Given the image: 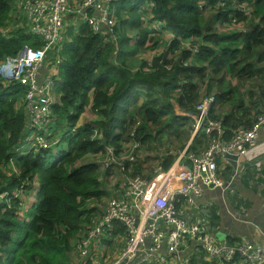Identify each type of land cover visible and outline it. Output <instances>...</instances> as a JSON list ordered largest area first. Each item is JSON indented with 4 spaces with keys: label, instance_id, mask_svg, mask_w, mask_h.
Segmentation results:
<instances>
[{
    "label": "trees",
    "instance_id": "16d2710c",
    "mask_svg": "<svg viewBox=\"0 0 264 264\" xmlns=\"http://www.w3.org/2000/svg\"><path fill=\"white\" fill-rule=\"evenodd\" d=\"M13 1L0 0V30L25 20ZM151 3L148 7L145 0H112L110 9L116 21L112 37L106 32L95 34L76 15L65 16L73 18V26L76 19L81 22L73 34L64 21V62L52 114L53 131L66 134V149L55 160L32 151L18 155L16 149L23 143L28 122L25 88L0 78V192L13 196L22 182L26 192L37 191L36 201L23 216L18 199L0 205V264H70L72 241L97 214V208L89 204L100 203L105 195L96 167L77 165L87 155L103 150L90 140L94 126L107 146L145 143L163 131L179 132L175 107L194 113L195 107L210 96L220 106L230 101L231 105L243 104V94L238 87L231 89L230 81L246 82L264 72V0ZM242 6L253 9L251 16ZM88 13L92 15L93 10L88 9ZM157 22L163 24L162 29L151 31ZM168 30L173 38L165 47L161 34ZM25 46L36 49L43 43L27 34L25 27L14 29L7 37L0 33V63L16 58ZM147 51L150 60L143 57ZM88 107L97 115L95 125H84L70 135ZM261 114L249 124H244L245 114H238L239 121L220 119L224 140L230 141L238 129H250ZM216 115L210 112L209 120L218 121ZM234 122L232 134L228 128ZM198 134L194 149L208 139L204 131ZM12 166L19 169L16 176L3 171V167L11 171ZM243 169L247 177L251 174L249 181L264 191L262 175L250 173L246 166ZM134 173H139L138 167ZM221 177L229 179L223 172ZM235 207L245 211L244 204ZM215 210L213 207L206 215L209 230L216 227ZM118 232L123 230L119 227Z\"/></svg>",
    "mask_w": 264,
    "mask_h": 264
},
{
    "label": "built area",
    "instance_id": "2783aa9c",
    "mask_svg": "<svg viewBox=\"0 0 264 264\" xmlns=\"http://www.w3.org/2000/svg\"><path fill=\"white\" fill-rule=\"evenodd\" d=\"M111 1H13L15 9L25 16L27 34L43 43L36 49L25 46L16 58H7L0 63V78L9 85L17 84L25 88L24 104L28 122L23 142H27L29 148L26 152L22 151V147L17 148L18 154L25 155L31 151L44 153L56 149L66 136L53 131L55 120L52 114L56 84L60 81L59 69L64 62L65 16L76 15L95 34L106 32L112 37L116 21L114 10L110 9ZM145 1L148 7L152 6L151 0ZM88 9L93 10L92 15ZM162 25L157 22L150 30H161ZM214 106L215 98L210 96L195 107L194 113L181 111L185 118L194 119L193 138L200 131L207 135L213 132L222 134L221 122L209 120ZM263 127L264 110L250 129H238L230 141L216 137L197 154H190L185 149L169 169L159 167L151 180H144L134 174L136 142H129L132 143L130 151H117L105 145L99 128L94 126L90 140L103 146V150L91 154L89 163L96 167L109 200L101 218L92 219L83 228L85 240L81 239L78 244L82 257L86 258L88 249L95 241H101L113 233L117 224L123 229L124 245L116 264H190L184 260L185 251L189 248L195 253L200 249L205 253L206 261L213 264H264V242L232 244L218 240L206 227L207 214L202 213L204 217L197 221H193L194 216H189L204 192L220 191L223 195L229 189L242 169L241 163L254 149L257 134ZM77 128V125L73 127L69 134L75 133ZM27 134L30 136L26 137ZM225 155L237 158L236 170L229 181L221 177L218 166ZM186 161H189V165L184 164ZM252 164L257 168L255 172L261 175L262 164L258 161ZM23 186L13 196L5 191L0 192V205H8L12 199H19L24 191ZM185 215L186 219L183 218Z\"/></svg>",
    "mask_w": 264,
    "mask_h": 264
},
{
    "label": "crops",
    "instance_id": "0c3cea01",
    "mask_svg": "<svg viewBox=\"0 0 264 264\" xmlns=\"http://www.w3.org/2000/svg\"><path fill=\"white\" fill-rule=\"evenodd\" d=\"M78 1H80V0H73V1L70 0V2H72V3L78 2ZM242 8L248 12L249 16H251V14L253 13V9H251V7L247 10H246L245 6H242ZM234 26L235 25H233V27ZM164 34H169V37L173 38V34L170 33L169 31H165ZM162 41H166L165 37ZM261 66L264 68V63H262ZM230 82L232 85L231 89L238 87L241 91V94H243V96H244V97H242L243 98V104L231 105V103H233V102L230 101L228 105L220 106V104L216 102L214 109L211 112L215 111V114H217L216 115L217 118H219V120H218L219 122H221L220 119H223V120L224 119H232L235 121H239L240 116L238 114H245L246 117L244 119V124L252 123L255 116L258 113H261V111L263 112V110H264V72H262L259 76L258 75L254 76L253 78H251L250 80H248L246 82L239 83L235 79L230 81ZM214 94H215V92H214ZM181 111L182 110L179 107H175V109H174V114L176 115V117H178V119H179L178 121L180 122V126L183 127V125H185L187 123V124H192V126L194 128V119L191 117L185 118L182 115ZM80 119L85 120V125H90V124L95 125V121L97 120V115L92 112L90 107H88L85 110L83 116H81L79 118V121H80ZM184 120H186V121H184ZM234 125H235V122L231 123L229 128L227 127L228 130H231L232 134L234 133L233 130L235 129ZM82 126H84V125H82ZM198 135H196L194 138L191 136V138L189 140H187V138H188L187 136L183 135L184 138L181 139V141H180V144H182V146H180V147L182 148V147H184V145H185V147H184V149L179 148L178 151L176 149L173 150V146H171L170 144L168 146H166L165 140H163L162 142L154 143L153 139L157 140V138L147 139L146 143L147 142H149V143L147 144L146 147L142 146L141 143H136L138 145V147L136 150V160L137 161H136L135 165H136V167H138L139 173L138 174L134 173V174L141 177L144 180H151L154 177L155 171L157 170V168L161 167L162 169H165V170L169 169L175 163V161L178 159L177 157L179 155H181L185 149H188L187 151L190 154H197V153L203 151L214 138L217 137V138L224 140V130L222 131L221 135H218L217 132H213V133L208 134V135L205 133V136L207 135V137H208L205 144L201 145L200 148L195 147V149H194L193 141ZM152 137H155V136H152ZM146 143H144V145ZM149 144H152L151 146L153 148L151 150L150 149L148 150ZM131 146H132V143H129V142L126 143L124 146L125 150L130 151L132 148ZM190 147H192L193 149L190 150ZM115 149H117V148H115ZM117 151H118V149H117ZM85 158H83L82 160H79L77 162V165L80 166L83 163H89L88 161L84 162ZM253 161H258L262 164L263 173H264V127L257 134L254 149H252L250 151V153L248 154L246 159L241 163V165L243 167H245V166L247 167V171L254 174L256 172L252 166ZM89 164H91V163H89ZM184 164L189 165V161H186ZM140 165H142V170L139 167ZM148 165L149 166L151 165V172L150 173L143 170V169H146ZM219 169L221 172H223L226 169L231 170V172L234 171L231 169L230 165L224 160L219 162ZM229 176H230V174H229ZM250 177H251V174L249 177L243 178V179H246L248 181L242 182V184H244V186L238 188L240 190L241 196L245 198V203H244L245 211H242V210L237 209L235 207V210L238 211V213H237L238 216H241L244 219H248L249 221H247V220L244 221L242 219L237 218L236 217L237 214L234 215V218L233 217H227L226 214H224V211H220L219 206H218V200H220L223 197V195H221L220 191H206V192H204L203 195L200 197V199L197 201L195 208L189 213V216L192 217L195 214L202 216V213L208 214L209 210H211L213 207H216V210H215L216 213L214 215V216H216V219H214L216 227H215V229H210V230L208 229L210 234H213L218 240H221V241H223V240L228 241V242L229 241L230 242L237 241L238 243L248 242L251 244L263 243L264 242V191H262L259 186H256L254 183L249 181ZM101 187L103 190V187L105 188V185L101 184ZM237 190H236V193H237ZM106 192H107V189H106ZM36 193H37V191L35 192L34 196L32 197V201H30L29 198L26 197L25 195L23 196V198H25L24 200L22 198L23 203H24V208H25L26 204H27V208L29 205L28 209H30L33 206L34 202L36 201V199H35ZM236 193H234V194H236ZM107 194H108V192H107ZM108 196H109V194H108ZM105 197L106 196L104 195L103 199ZM234 203H235V201H234ZM98 204H93L92 207L93 206L96 207ZM235 205H237V203H235ZM24 214H26V213H24ZM97 214H99V213H97ZM94 217H96V216L94 215L91 218V220ZM91 220H90V222H91ZM88 224H85L84 226H86ZM119 227L120 226L117 224L114 225L113 233L102 238L101 241H99V240L95 241L91 245V247L93 245H95L94 247H97L98 244L108 245L114 239H118V241H120L119 239H121L120 243L122 244V247H121V251L119 253V256H120L121 252H122L123 245H124V232L123 233L118 232ZM80 241H81V239L76 240L75 245L74 244L73 245L78 246ZM102 248H104V247H102ZM162 253H164V250H162ZM79 259H80V263L82 262L81 264H89L88 259H84L80 256H79ZM184 260H188L190 264H208L209 263L206 261L205 253L203 251H201L200 249H199V252H196V253L192 252L191 248L187 249L185 251ZM90 264H94V262H91ZM144 264H146V263H144ZM211 264H213V263H211ZM239 264H245V263H239Z\"/></svg>",
    "mask_w": 264,
    "mask_h": 264
},
{
    "label": "rangeland",
    "instance_id": "374dc122",
    "mask_svg": "<svg viewBox=\"0 0 264 264\" xmlns=\"http://www.w3.org/2000/svg\"><path fill=\"white\" fill-rule=\"evenodd\" d=\"M11 6H13L12 3H11ZM19 13H22V12L19 11ZM205 13H208V11H206ZM212 14H213V12H212ZM65 19H66L65 22L69 23V25H68L69 29L72 30V32L74 34L75 31H76V26L79 25L81 21L76 19L75 20L76 26H73L72 25V21H71V20H73V18L65 17ZM25 26H26V21L24 20V21L14 25V26L1 29L0 30L1 36L2 37L3 36L4 37L10 36L14 29L24 28ZM235 27H236V29H240L239 25H236ZM242 29L244 31L246 30V28H243V27H242ZM168 31L170 33H172L170 30H168ZM161 35L165 36V39H166V46L165 47H167L170 44V41H171L172 38L169 37V34H161ZM146 45L149 46L150 42H148ZM164 49L165 48H162V50H164ZM149 56H150V52H148V51L143 55V57L147 58V60H150ZM136 71L137 70H134L133 72H136ZM83 114L81 116H83ZM54 120H55V117H54ZM83 120L80 119V121L77 123V126L79 125L78 128L82 127V125H85V120L84 121ZM167 120H171V118H168ZM184 121H186V120H184ZM193 131H194V128H193L192 124H187L186 123L185 125H183V127L180 126L179 132H177L175 129H173V130L168 131V132H166V131L160 132L159 137L158 136H155V137L151 136L149 138L150 139L157 138V140L153 139L154 143L162 142L163 140H165L166 146H168L170 144L171 146H173V150L176 149L178 151V149L181 148L180 146H182V144H180L181 139H183L184 136H187L188 137L187 140H189L191 138V136H193V133H194ZM28 136H30V134L26 135V137H28ZM199 136H200V134L197 137H199ZM145 143H146V140H145ZM148 143L149 142H147L145 145H144V143H141V145L146 147ZM195 143H197V142H194V144ZM151 145L152 144H149L148 150L149 149L151 150L153 148ZM65 146H66V143L64 142V139H62L59 142V144L57 145V148H58V150H60L61 148L64 149ZM124 146H125V144H121V147L117 148V149L122 151V150L125 149ZM21 147H22V151L26 152L28 150V148H29V144L27 142H23ZM184 147H185V145H184ZM184 147H182V148L184 149ZM46 158L50 159V160L51 159L55 160L57 158V155H52V152H48V153H46ZM87 161L88 162L91 161L90 155H87L85 160H84V162H87ZM252 166H253V169L255 171H257V168L253 164H252ZM135 167H136V165H134V168ZM139 167L142 170V165H140ZM241 167H242L241 171L239 172V170H238L239 173H238V175L236 174L237 178L234 181L231 182V185H233V189L230 188L231 193H229L226 196H223L220 200H218V206H219L220 211H224V214H226L227 217H233L234 218V215H236L238 213V211L235 210V203H240V204H244L245 203V198L241 196L240 190L238 189L239 187H243L244 186V184H242V182H246L247 181L246 179H243V178H245L247 176L245 175V171L243 169V166H241ZM262 169L263 168L261 166V170ZM4 170H8L9 171L8 175H15V176H16V172L17 173L19 172V169L16 168L15 166H12L11 171L8 168H6V167H3V171ZM143 170L150 173L151 172V165L150 166L148 165L147 168L143 169ZM230 172H231V170H228V171L224 170L223 171V177L224 178H227V177L231 178L233 172H231V173ZM229 174H230V176H229ZM261 175H262V177H260V178L264 179V173L263 172H262ZM22 185H23V182H22ZM236 190H237V193H236ZM35 192L36 191L34 189V190L30 191V192H27V193L24 192V193H25V196L28 197L30 201H32V197L34 196ZM103 192H104L106 197L104 199H102L101 202L96 206V208H97V212L96 213H99V214L95 215L96 217H94L93 220L98 219V217L101 214L103 215L105 206L107 204V201L109 200V196H108V194L106 192V188H104V187H103ZM234 193H236V194L234 195ZM231 196H232V198H231ZM22 198H23V196H21L19 198V201H21ZM24 199L25 198H23V200ZM234 201H235V203H234ZM92 205L93 204H90L89 207L92 208ZM28 208H29V205H28ZM28 208H27V204H26L25 208L23 209V213L27 214V212H29V210H30ZM199 218H201V216L198 215V214H195L193 221L200 220ZM205 221L208 223V219L207 218H206ZM79 239H83V241L85 240V237H83V231L78 235V237L76 239L74 238V242L72 241V250H71L70 255H69L70 261H71L70 264H81L82 263V262L80 263V259H79V256L82 257V255H81V247L80 246H78V247L74 246L75 245V241L79 240ZM119 240L121 241V239H119ZM120 241H118V239H114L108 245L98 244L97 247H94L95 245H93L92 247H90L88 249V254H87L86 258L85 257H82V258L88 259V263L89 264L91 262H94V264H116L117 261L119 260V257H120L119 253H120L121 247H122V244L120 243ZM236 242L237 241H234V242H231V243L234 244ZM102 247H104V248H102ZM172 264H175V262H173Z\"/></svg>",
    "mask_w": 264,
    "mask_h": 264
},
{
    "label": "water",
    "instance_id": "95a60500",
    "mask_svg": "<svg viewBox=\"0 0 264 264\" xmlns=\"http://www.w3.org/2000/svg\"><path fill=\"white\" fill-rule=\"evenodd\" d=\"M224 160L230 165L231 169L234 170V172H235L236 167H237V158L235 156H233V155H225ZM230 188L233 189V185H229V189H227L223 193L224 196H226L229 193H231ZM236 217L239 218V219H242L244 221L245 220L249 221L248 219H244V218H242L241 216H238V215H236ZM183 218L185 219L186 215Z\"/></svg>",
    "mask_w": 264,
    "mask_h": 264
},
{
    "label": "clouds",
    "instance_id": "9594fccd",
    "mask_svg": "<svg viewBox=\"0 0 264 264\" xmlns=\"http://www.w3.org/2000/svg\"><path fill=\"white\" fill-rule=\"evenodd\" d=\"M215 104H216V100H215ZM72 135H74V134H72ZM66 149V146H65V148L64 149H60V150H58V148H56V149H52V150H50V151H47V152H44V154H42V158H46V153H48V152H52V155H58V154H60L61 153V151H64ZM19 156H24V155H20V154H18ZM26 155V154H25ZM25 193H26V190L24 191ZM22 193V195L21 196H24L25 195V193ZM19 200V199H18ZM20 206L22 207L21 209H24V203H23V200H21L20 201ZM10 204V202L8 203V205ZM3 205V204H2ZM23 212H21V215L23 216Z\"/></svg>",
    "mask_w": 264,
    "mask_h": 264
},
{
    "label": "flooded vegetation",
    "instance_id": "af4514ba",
    "mask_svg": "<svg viewBox=\"0 0 264 264\" xmlns=\"http://www.w3.org/2000/svg\"><path fill=\"white\" fill-rule=\"evenodd\" d=\"M233 173H234V171H233Z\"/></svg>",
    "mask_w": 264,
    "mask_h": 264
}]
</instances>
